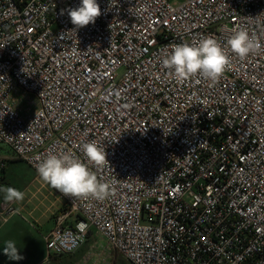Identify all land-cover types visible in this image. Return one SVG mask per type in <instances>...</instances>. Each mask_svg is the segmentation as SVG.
I'll return each mask as SVG.
<instances>
[{
	"label": "built area",
	"instance_id": "obj_1",
	"mask_svg": "<svg viewBox=\"0 0 264 264\" xmlns=\"http://www.w3.org/2000/svg\"><path fill=\"white\" fill-rule=\"evenodd\" d=\"M97 2L101 16L74 30L67 9L80 0H0V146L67 209L45 236L48 256L75 253L94 229L129 264H264V49L229 52L216 83H177L161 63L175 44L223 45L238 27L264 45V0ZM92 140L109 162L89 165L108 198L41 180L40 159L84 160ZM15 204L0 205L4 220Z\"/></svg>",
	"mask_w": 264,
	"mask_h": 264
},
{
	"label": "clouds",
	"instance_id": "obj_2",
	"mask_svg": "<svg viewBox=\"0 0 264 264\" xmlns=\"http://www.w3.org/2000/svg\"><path fill=\"white\" fill-rule=\"evenodd\" d=\"M101 14L97 0H80L77 7L67 9L74 30L94 24ZM262 49L264 45L255 35L246 27H238L223 45L211 36L201 37L193 43L175 44L161 63L177 83L197 76L216 83L231 67L229 52L244 60ZM81 152L84 160L70 150L48 154L40 159L37 173L42 181L66 197L103 201L112 194V185L99 179L89 165L100 168L109 164L105 149L92 140L81 144ZM0 192L4 193L6 203H20L25 199L24 192L11 186L0 187ZM3 253L9 260L24 259L12 240L5 241Z\"/></svg>",
	"mask_w": 264,
	"mask_h": 264
},
{
	"label": "rangeland",
	"instance_id": "obj_3",
	"mask_svg": "<svg viewBox=\"0 0 264 264\" xmlns=\"http://www.w3.org/2000/svg\"><path fill=\"white\" fill-rule=\"evenodd\" d=\"M11 153L7 147L0 146V156ZM0 174L5 178L4 187L11 186L25 193V199L15 204L18 213L0 227V264H38L45 260V264H78L88 254L87 264H129L118 252L107 250L105 241L94 229L89 230L87 241L75 253L49 257L45 236L54 227L57 218L66 212V207L49 187H41L34 181L33 172L22 163H8L4 174L0 166ZM21 207L28 211L34 209V212H22ZM76 220L77 216L72 214L64 220V225L72 226ZM7 240L16 242L24 259H8L3 253Z\"/></svg>",
	"mask_w": 264,
	"mask_h": 264
},
{
	"label": "crops",
	"instance_id": "obj_4",
	"mask_svg": "<svg viewBox=\"0 0 264 264\" xmlns=\"http://www.w3.org/2000/svg\"><path fill=\"white\" fill-rule=\"evenodd\" d=\"M0 161L2 163L4 162V165L6 166V167L3 168V171H2L3 174L5 173V171H6L7 167H8V163H11V164H19V163H22L23 165H25L26 167H28L33 172V170L24 161L18 159L16 156L13 155V153H11V155L10 154H7L5 156L4 155L3 156H0ZM33 174H34V172H33ZM4 179H5L4 177H1V179H0V187H4V182H5ZM3 200H4L3 192H0V205L2 204ZM20 210H22V212L23 211L29 212V214H32L34 212V209H31L30 211H28V210H24L23 207H21ZM11 216H9L8 218H6L5 220L0 216V227L3 224L8 223L10 221V219L12 218Z\"/></svg>",
	"mask_w": 264,
	"mask_h": 264
},
{
	"label": "trees",
	"instance_id": "obj_5",
	"mask_svg": "<svg viewBox=\"0 0 264 264\" xmlns=\"http://www.w3.org/2000/svg\"><path fill=\"white\" fill-rule=\"evenodd\" d=\"M56 257H58V256H56Z\"/></svg>",
	"mask_w": 264,
	"mask_h": 264
}]
</instances>
